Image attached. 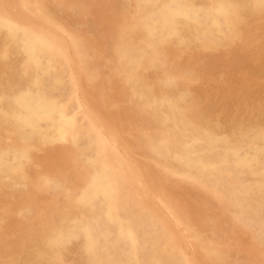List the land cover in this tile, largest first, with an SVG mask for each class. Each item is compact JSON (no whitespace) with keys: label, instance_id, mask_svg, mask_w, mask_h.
Masks as SVG:
<instances>
[{"label":"bare ground","instance_id":"bare-ground-1","mask_svg":"<svg viewBox=\"0 0 264 264\" xmlns=\"http://www.w3.org/2000/svg\"><path fill=\"white\" fill-rule=\"evenodd\" d=\"M112 2L0 0V264H264V0Z\"/></svg>","mask_w":264,"mask_h":264},{"label":"rangeland","instance_id":"rangeland-1","mask_svg":"<svg viewBox=\"0 0 264 264\" xmlns=\"http://www.w3.org/2000/svg\"><path fill=\"white\" fill-rule=\"evenodd\" d=\"M85 2L86 4L88 3V4H90V6L87 4H85V3H82V2ZM88 1V2H87ZM94 1V0H93ZM92 0H77L76 2H75V0H73V1H71V0H51V1H47V0H32V2H36L37 4H43V5H46L47 7H50V6H52V5H54V6H52L53 8H55L56 6L58 7V9H61V13H63L64 14V16H62L63 14H60L58 17H59V20H60V22L63 24V25H65V27H66V30L71 34V35H73V36H80V37H82V36H84L85 34H86V31L87 30H94V34L96 33V36H97V38L99 39L100 38V36H102L103 34H106V33H108V32H110L111 30L112 31H118V30H120L119 32H123L124 30H125V27H124V25H125V23H126V21H121V19L120 18H118V15L116 16L115 14L117 13L118 14V10L114 7V6H112V1L113 0H106V2L104 1L103 2V0H96V1H94L93 2ZM112 3H111V2ZM43 2V3H42ZM45 2V3H44ZM52 2V3H51ZM54 2V3H53ZM73 2H74V4H73ZM81 2V3H80ZM102 2V3H101ZM93 3V4H92ZM94 3H95V6H93L94 5ZM106 3V4H105ZM111 3V4H110ZM82 4V5H81ZM100 4H101V6H100ZM110 6H109V5ZM50 5V6H49ZM84 5V6H83ZM106 5V6H105ZM137 5H141V3L140 2H138L137 3ZM92 6V7H91ZM134 7L136 6L135 4L133 5ZM63 7V8H62ZM84 7V8H83ZM101 7L104 9H102V10H100L101 9ZM113 7V8H112ZM137 7V6H136ZM71 8H73V11H72V9ZM81 8H83V9H81ZM106 8H108L107 10H106ZM116 10H115V9ZM81 9V10H80ZM92 9V11L91 12H89L90 10ZM95 11H94V10ZM65 10V11H64ZM68 10V11H67ZM76 10V12H79L80 14H78V15H76L77 13L76 12H74ZM106 10V11H105ZM115 10V11H114ZM64 11V12H63ZM85 11V12H84ZM105 11V12H104ZM68 12V13H67ZM99 12H101V13H99ZM103 12H104V14H105V16L107 17V18H105V16H104V14H103ZM116 12V13H115ZM66 13H67V15H66ZM75 13V14H74ZM109 13H111V14H109ZM90 14V15H89ZM99 14V15H98ZM109 14V15H108ZM71 17H70V16ZM88 15V16H87ZM96 15V16H95ZM115 15V16H114ZM62 16V17H61ZM66 16V17H65ZM87 16V18H85ZM97 18H95V17ZM102 16H104V17H102ZM109 16H111V17H109ZM63 17H65V18H67V19H65V18H63ZM74 17H76V18H74ZM93 17L95 18V19H93ZM109 17V18H108ZM33 15L30 13V14H27L26 15V18H25V22L24 23H20V25H26V23L27 22H33L34 20H33ZM71 18V19H70ZM110 18H112V19H110ZM115 18V19H114ZM119 20H118V19ZM67 20V21H65V20ZM74 19L76 20V22L77 23H75V21H74ZM91 19V20H90ZM93 19V20H92ZM101 19V20H100ZM109 19V20H108ZM99 20V21H98ZM103 20V21H102ZM108 20V21H107ZM115 20V21H114ZM79 21V22H78ZM94 21V22H93ZM105 21L107 22V23H105ZM110 21V22H109ZM72 22V23H71ZM83 22V23H82ZM90 22H91V24H92V22H93V25H91L90 24ZM96 22H97V26H94L95 24H96ZM138 19L137 18H135V21H134V28L135 27H137V25H138ZM68 23V24H67ZM78 24V25H77ZM79 24H81V27L79 26ZM88 24H90L91 25V27H90V25H88ZM110 24V25H109ZM113 24V25H112ZM122 24V25H121ZM72 25V26H71ZM74 25V26H73ZM105 25V26H104ZM109 25V26H108ZM75 26H76V28H75ZM99 26V27H98ZM115 26V27H114ZM90 27V28H89ZM93 27V28H92ZM96 27V28H95ZM118 27V28H117ZM81 28H83V29H81ZM92 28V29H91ZM98 28V29H97ZM103 28V29H102ZM108 28H109V30H108ZM120 28V29H119ZM85 29V30H84ZM96 29H97V31H96ZM100 29V31H98ZM106 29V30H105ZM116 29V30H115ZM103 30V31H102ZM85 31V32H84ZM83 32L85 33V34H83ZM102 32V33H101ZM105 32V33H104ZM81 33V34H80ZM183 57V58H182ZM188 58V56L185 54L184 55V53H182V54H180L179 55V57L176 59V61L177 62H182L183 61V59H187ZM76 73H78V71H76ZM78 75H80L82 78L80 79L81 80V83H82V85H83V88H87V89H84L85 91H87V90H92V91H95L96 93H98L99 91H101L102 89H103V87L105 86L103 83H100L101 81H100V79H91V78H88V77H86L84 74L83 75H81V73H80V71H79V73H78ZM93 81V82H92ZM97 81H98V83H97ZM96 84V86H94ZM100 85V86H99ZM99 86V87H98ZM125 85L122 83L121 85H120V90L121 91H123V90H125ZM123 88V89H122ZM115 103V104H114ZM113 103V105H114V107L116 108V109H120V107H121V103L120 102H114ZM62 153V151H60V150H58V148H57V146H54V145H49V146H47L44 150H43V152L41 153V154H43V155H41V157H42V165H43V168H37L36 169V173H38L41 169H49L48 171L49 172H52V171H54L56 168H58V167H62V168H64V169H66V170H68L69 168L67 167V162H65V159H64V155H62L61 154ZM50 158V159H49ZM24 204V206H25V203L27 204V201L24 199L23 201H22ZM15 227L17 228V229H19L20 231L22 230V228H25V225H24V223H23V221L21 220V219H16L15 220ZM22 227V228H21Z\"/></svg>","mask_w":264,"mask_h":264}]
</instances>
